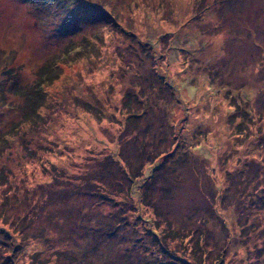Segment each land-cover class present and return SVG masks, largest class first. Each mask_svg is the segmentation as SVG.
<instances>
[{"label":"rangeland","instance_id":"374dc122","mask_svg":"<svg viewBox=\"0 0 264 264\" xmlns=\"http://www.w3.org/2000/svg\"><path fill=\"white\" fill-rule=\"evenodd\" d=\"M0 264H264V0H0Z\"/></svg>","mask_w":264,"mask_h":264},{"label":"trees","instance_id":"16d2710c","mask_svg":"<svg viewBox=\"0 0 264 264\" xmlns=\"http://www.w3.org/2000/svg\"><path fill=\"white\" fill-rule=\"evenodd\" d=\"M53 70L49 67V68H44V69H39L38 70V79L37 81H35V83L33 84V89L36 92V95H27L28 102L31 103V107L33 109L34 112L37 113V108L42 104L43 101V94L42 91L40 92L39 88H40V82L47 79L50 80V78L53 75ZM38 94V95H37Z\"/></svg>","mask_w":264,"mask_h":264}]
</instances>
